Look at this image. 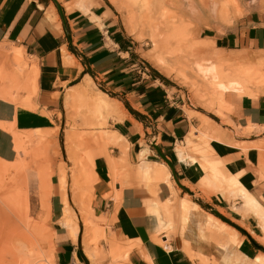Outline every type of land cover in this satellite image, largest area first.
<instances>
[{
  "label": "crops",
  "instance_id": "obj_1",
  "mask_svg": "<svg viewBox=\"0 0 264 264\" xmlns=\"http://www.w3.org/2000/svg\"><path fill=\"white\" fill-rule=\"evenodd\" d=\"M55 1L57 5L52 0H0V164L18 157L12 130L31 132L28 145L23 144L31 151L38 146L35 130L51 132L58 152L46 157L64 158L69 131L74 155L93 157L91 193H85L84 203L99 218L101 232L92 240L84 233L78 201L83 191L73 188L67 171L65 196L77 228L75 239L68 234L60 223L64 205L58 177L52 172L47 197L52 264H200L197 256L212 257L220 264L219 247L205 241L196 244L201 240L193 223L188 225L193 236L185 231L187 227L180 235L177 218L172 219L173 231L158 233L159 238L166 234L168 248L155 241L158 220L147 207H153L154 201L163 205L172 196L175 200L188 196L198 207L195 200L229 215L231 204L238 206L219 193L206 197L197 189L204 175L201 157L193 162L181 159L179 147L187 140L194 146L205 140L191 130L203 127L220 138L208 140L207 158L219 159L221 169L236 176L238 184L264 207V93L252 86L254 95L226 89L218 98L221 104L207 91L199 93L187 86L209 109L193 104L186 85L152 62L149 37L144 49L110 0H80L83 5L71 9L66 5L76 0ZM248 1L233 0L235 5L228 9L238 13H226L227 17L220 6L214 14L202 7L191 16V39L201 49L202 59L216 63L226 59L236 65L264 56V0ZM153 34L158 35V29ZM16 50L22 54L18 62L12 60ZM89 81L91 92L101 91L113 102V109L104 112L108 116L102 127L109 138L93 137L91 133L100 128L82 125L90 123L89 112L74 117L76 105L70 96ZM141 158L151 167L165 164L170 183L151 180L146 181L148 186L139 179ZM37 177L39 181L38 172ZM232 214L247 231L256 226L252 216ZM180 236L189 243L192 257L182 248ZM246 237L242 236L237 251L251 258L259 249Z\"/></svg>",
  "mask_w": 264,
  "mask_h": 264
},
{
  "label": "rangeland",
  "instance_id": "obj_2",
  "mask_svg": "<svg viewBox=\"0 0 264 264\" xmlns=\"http://www.w3.org/2000/svg\"><path fill=\"white\" fill-rule=\"evenodd\" d=\"M155 1L162 4L164 8V13L162 15H159L157 11H155L153 13V16L151 17L152 18L151 27L150 26L149 27L154 28L155 30L158 29L159 31L158 35L161 36V38L166 39L167 44H169V46H171L172 44L173 45L176 44L175 42H181L182 49L185 50L188 46L194 45L191 39L192 35L190 33V28L192 27L190 20H191V16H193L194 13L189 15L186 12H184L179 5L175 4L174 2L170 3L168 0H155ZM221 1L223 2V4L222 3L221 4L223 6L224 15H226V17L228 16L227 14H229L230 12L233 15L238 13L233 8L228 9L229 6L231 7L235 5L234 2L232 1L229 2L224 0ZM110 2L115 6V8L125 19V24L127 29L129 30V26L130 27L132 26L134 30L133 31L129 30V31L133 32V36L136 39L142 40L144 49L148 48L149 43L147 37H149L150 35L149 34L150 28L148 30V28L144 24V9L142 8L143 0L141 1V3H138L136 0H110ZM201 8L202 7H200L196 12L200 11ZM147 31L148 34H146ZM139 35L141 36L140 38ZM167 75L178 81L180 84L184 86L186 85L185 86L186 88L187 86L190 87L189 85L184 84L180 80L176 79L174 75L172 74H167ZM90 83H91L90 81L85 83V85H88L87 88L89 89V90L87 89L89 91L87 93H89L90 96L92 95L95 97L100 93L98 90L91 92ZM251 86L254 87V85ZM81 87H84V85ZM190 88H192V90H195V92H197L196 88L194 87H190ZM254 88H256V86ZM78 90L75 91L73 97L72 95L70 96L72 101L77 98ZM258 91L263 92L260 87H257V90L255 92ZM187 92L189 93L190 100L193 104L199 105L205 109H209L206 103L201 98L196 96L194 92H191L188 88H187ZM101 96H103L106 100L107 103L106 111L99 112L93 107L94 105L93 101L89 100L88 97H85L79 100V102L74 100L75 103L73 102L74 103L73 105H76V108L74 110L77 112L74 117H84L87 116V113L89 112L88 118L90 123L82 124V125L85 127L96 126L97 128H100L97 129L98 131L91 133L93 137L101 136L102 138L103 137L109 138L110 136L109 131L102 129V127L105 124V118L108 116V114L106 113L110 112L113 109V102L110 99H108L105 94H101ZM81 111H83L84 114L81 113ZM216 113L219 115L218 111H216ZM208 116H210V118H214L211 114H209ZM203 119L205 120V118ZM204 130H209V129L205 127H203L202 129L197 128L195 129V131L194 129H192V131H194L193 135L195 136L200 134L201 136H203L202 132ZM12 131L16 137V149L18 152V157L16 161L13 163L0 164V264H52V260H53L52 234H51V229L49 226V219L47 214V197L50 193L49 177L52 172L55 171L58 177L59 188L62 195V202L64 205L63 215H62V219L60 220V223L64 225L68 234L71 231L69 226H76V224L73 220L74 216L68 206V202L65 196L67 171H69L68 176H70L71 184L73 188L77 189L79 192L83 191V195H80L79 193L78 201H79V205L81 206L80 213L82 216L81 219L84 227V233L87 236L91 235L92 238H90V240H92L94 239L95 236H97L101 232V227H100L101 225L99 223L100 222L99 218L94 217L91 214L89 208H87V205L84 203L85 193H89V194L91 193V183L93 181L92 180L93 157H89V156L76 157L74 155V147L73 145L70 144V139L72 138V134L69 131H67L66 133V146H65L67 151V157H65L66 159L64 157H46L48 152H50V154H55L58 152L57 142L54 139V137L51 138L52 137L51 132L35 130L34 132L38 138L37 140L38 146L36 150L31 151L30 149L25 150V147L23 146V144L26 142H27L26 145H28L29 140L31 139L30 137L31 135H29V133L31 134V132L29 133L27 132L26 134H20L15 130ZM81 133L85 134V132H81ZM53 134H55L54 131ZM196 147L206 148L209 150L208 141L205 139L199 146L193 145V148ZM179 149L183 152V156L181 157L183 158L185 154V148L183 149V146H180ZM31 153L36 154L35 157H26L27 155L29 156ZM140 162L141 160L139 161V163ZM68 163L70 164V166H67ZM139 163H137L138 168H139ZM147 165L149 166V163H147ZM160 165L165 166V164L162 163ZM160 165H155L152 167L149 166V167L153 168V167H158ZM166 171H167L166 175L161 179L169 184L170 183L169 172L167 168ZM37 172L39 176V181L37 177ZM17 186L20 187L22 190V192H19V189L14 191V195L17 197V203L16 204H14L13 202L7 203L4 200L5 189L11 190ZM196 187L206 197H208L211 192H216L221 194L225 199L232 200L238 203V206H233V204H231L230 209L232 210L229 211V213H231V215H229L227 213H224L223 211H219L215 209L212 206H206L205 202H202L200 200L199 201L195 200V202H197L200 207V209H198L199 211L198 210L194 211L196 217L200 216L199 218L203 219L204 217L203 212L206 211L214 215L210 210V208H214L216 212L219 214V216L228 222L214 215L215 217H217L219 220L223 221L225 224L230 226L229 228L230 230H233V232L235 233L238 232L240 238L242 236L246 237V235H244V233L238 230L236 227L242 228L253 240V245L257 249H259V252L264 254V221L258 218L257 216H255L253 213H249L243 210L244 199L242 198V193L239 190L240 189L239 186H237L236 184H231L229 178L227 177V179L221 181L216 180L215 185L209 179L201 178V180L196 185ZM248 194L251 195L250 193ZM26 198L27 201L25 202ZM182 198L189 199L190 201L191 197L184 196ZM22 200L24 201L25 204L23 203ZM171 200L173 201V203L175 201L176 202L179 201V200H175L173 196L171 197ZM191 200L194 199L191 198ZM19 201L20 203L18 204ZM263 208L264 207L262 206V209ZM232 211H235L243 218L249 215L252 216L255 219L256 226L250 228L249 231H247V229L243 228L242 221H235L231 218V216L233 215ZM172 217L175 221L176 214H174ZM67 221L69 224L68 226H66ZM188 228L189 230H191V227L186 228L189 234H191ZM251 230H253L254 233H251ZM171 231H173L172 223H171V227L168 228L165 231V233ZM182 233L183 231L181 232L179 228V234L181 235ZM164 235L165 236L162 239L159 238V236L157 237V239L160 240L164 239L166 242L167 237L166 234ZM206 235L207 236L209 235L208 231H204L203 238L198 237V239L201 241L197 242L196 244H204L203 243L204 241L212 242L214 248L216 249L222 237L219 236V234H217L216 236H214V238H211L209 236H208L209 238H206L207 237ZM218 238L221 239L219 240ZM206 239L208 240L210 239V240L207 241ZM189 249L190 248L188 247L186 248L185 251L188 253V255L189 254L191 255V256L189 255L190 257H192L193 254ZM87 254L89 256L91 255L89 251H87ZM197 257L200 264H215V261L213 260L212 257H209V259L203 256H197Z\"/></svg>",
  "mask_w": 264,
  "mask_h": 264
},
{
  "label": "bare ground",
  "instance_id": "obj_3",
  "mask_svg": "<svg viewBox=\"0 0 264 264\" xmlns=\"http://www.w3.org/2000/svg\"><path fill=\"white\" fill-rule=\"evenodd\" d=\"M79 1L80 0H76L71 4H67L66 8L71 9V5L78 6V8H80L83 5V3H80ZM136 1L138 3H141L142 0H136ZM168 1L170 3L174 2L175 4L179 5L180 8L189 15L195 13L200 7H203L204 9H206L210 13L212 12L213 14L219 6L220 8L223 9L222 6L223 2L221 0H168ZM224 1L233 2V0H224ZM142 8L144 9V24L149 30V28L151 27V20H152L151 17L153 16V13L157 11L159 15H162L164 13V8L161 3L156 2L155 0H143ZM153 30L154 28H150V32H149L150 48L148 53L150 54V58L153 60L151 61L154 62L157 65V67L164 73L172 74L182 83L187 84L190 87L196 88L197 92L205 90L207 91L206 93L208 95L212 97H216L217 99L219 98L220 94L226 89L235 90L240 95L241 94L254 95V93L250 89L251 85H254V87L256 86V88L260 87L263 91L261 93H264V56L262 58L257 57L258 59L255 58L254 60L251 59L252 61L246 60L244 61L245 63L239 61L238 64L235 63L236 65H232L233 63L230 64L231 62L229 63L226 59H223L221 63L218 62L216 63L215 61L202 59L198 54L201 52V49H198L194 45L188 46L185 50L182 49L181 42H175L176 44L174 45L172 44L171 46H169V44H167V40L161 38V36L157 34L154 35L155 33L153 34ZM140 37L141 36L139 35V38ZM12 58L14 61H20L22 58L21 51L20 50L14 51V53L12 54ZM87 87L88 85H84V87H81L78 90L77 98L76 99L73 98V99L79 102V100H81L82 98L88 97L89 100L93 101L94 103L93 107L96 110H98L99 112L106 111L107 103L105 98L101 96V94L104 93L99 91L100 94H98L97 96L95 97L92 95L90 96V94L87 93L89 92L88 91L89 89ZM220 99H218V102ZM221 101L222 100H220V103ZM221 104H223V102ZM218 113L221 117L222 113L220 111H218ZM194 131H192V135ZM202 135L207 141L210 138L220 139L219 137L215 136L210 130H204L202 132ZM184 148H185V154L184 157L181 159L184 160V158L186 157V159L189 158L190 161L193 162L194 157L197 156H199V158L201 157L200 165L204 171V175L202 178L209 179L214 185L216 180L221 181L227 179L228 177L231 184H236L240 188L239 190L242 193V198L244 199L243 210L249 213H253L255 216H257L258 218L264 221V208L262 209V205L252 195H249L248 192L244 190L240 184H238L236 180V176L227 174L221 169L219 159L209 160L207 158L209 157V153H210L209 150L206 148H197V147L193 148V145L189 140L186 141V144L183 146V149ZM142 155L143 152L141 151L139 157H142ZM147 163L148 162L144 161L141 158V162L139 163V168L137 172L139 175V179L144 180V182L149 186V184L146 181L154 180V182H156L157 180L164 177L167 171H166V166L164 165L150 168L147 165ZM17 189H19V192H22L21 188L18 186L11 190L5 189L4 200L7 203L10 202H13L14 204L17 203V197L14 195V191ZM26 201L27 198L25 199V202ZM19 203L20 201L18 202V204ZM147 208L148 211L153 212L156 215L158 220V226L155 234L153 235V238L155 241L164 245L166 248H168V246L165 245L166 244L165 240L157 239V237L159 236L158 233L165 232L168 228L171 227V223L173 219L172 216L176 214V218L181 232L184 231V229L188 227V225H190L189 223H193L194 224L193 227L197 232V234H195V236L197 235L196 236L197 238L198 237L203 238L204 231H208L209 232L208 236L211 238H214V236H216L217 234H219V236L222 237V239L220 238L221 241H219L217 246L220 249L219 261L221 264H264V254L261 252L257 253L254 257L248 258L239 251H237V246L239 245L240 241H243L242 239L244 237L240 238L238 236V232L235 233L233 232V230H230L229 228L230 226L225 224L223 221L219 220L217 217H215L211 213H208L207 211L203 212L204 214L203 219H199L200 217L199 215H198L199 217H196L194 211H197L199 207L196 203L189 201V199L182 198L178 202L175 201L173 203L171 198H168L165 200V203L163 205L157 201L156 202L154 201L153 207L150 208L147 207ZM68 225L69 224L67 221L66 226ZM69 227L71 230L69 234L71 237L73 236V239H75L74 233H76L75 231L77 230V228L76 226H69ZM208 236L206 238H209ZM206 240L209 241L210 239L209 240L206 239ZM188 244L189 243L186 240L182 239V248H184V250H186V248L190 246Z\"/></svg>",
  "mask_w": 264,
  "mask_h": 264
},
{
  "label": "water",
  "instance_id": "obj_4",
  "mask_svg": "<svg viewBox=\"0 0 264 264\" xmlns=\"http://www.w3.org/2000/svg\"><path fill=\"white\" fill-rule=\"evenodd\" d=\"M55 4H56V1L55 0H52ZM57 5V4H56ZM186 192H188V193H190L189 191H187V190H185ZM211 210V212L214 214V215H216V216H218L220 219H222V220H224V221H226L225 219H223L222 217H220L219 216V214L216 212V210H214V209H210ZM226 222H228V221H226ZM238 230H240L241 232H243L245 235H247V233L242 229V228H240V227H236Z\"/></svg>",
  "mask_w": 264,
  "mask_h": 264
}]
</instances>
